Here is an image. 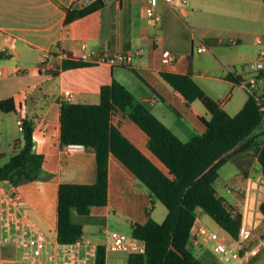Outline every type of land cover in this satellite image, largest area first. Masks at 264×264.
<instances>
[{"label": "crops", "instance_id": "0c3cea01", "mask_svg": "<svg viewBox=\"0 0 264 264\" xmlns=\"http://www.w3.org/2000/svg\"><path fill=\"white\" fill-rule=\"evenodd\" d=\"M228 1L186 0L182 12L167 0H158L160 19L154 20L146 13L147 0H104L102 7L66 22L67 9L87 4L84 0H0V100L12 98L15 105L13 110H0V159L7 156L5 163L23 145L18 119L30 120L33 148L43 157L39 177L33 178L27 169L17 168L0 180V264H26L17 259L20 245L13 239L15 235L18 239L21 235L29 237L30 221L24 214L50 240V264H95V247L105 243V230L124 233L127 226L132 230L134 224L146 222L149 216L157 221L165 218V205L159 200L152 202L147 187L110 153L106 203L93 206L88 214L72 212V219L83 225V244L75 247L58 242L59 184L94 183L97 176L92 151L84 148L69 152L60 144V102L68 99L97 103L101 86L115 80L186 141L205 130L202 118L208 120L211 114L199 99L187 101L161 72L190 71L206 95L235 114L249 96L244 82L252 75V54L243 47L264 40V0ZM231 30L236 33L232 39L227 37ZM82 44L87 50L129 53L142 47L143 51L134 56L131 65L89 63L63 69L62 51L76 57ZM202 44L207 49L198 51ZM166 52L174 56L170 62L163 61ZM50 64L59 66L56 75L46 71ZM229 74L242 82L228 78ZM254 92L264 101V71L259 74ZM111 123L164 168L147 147L148 135L125 111L115 109ZM263 129L264 123L255 133ZM18 132L22 138L12 146ZM217 184L225 188L228 199L218 192ZM215 189L233 214L241 215V224L253 229L251 241L261 248L264 214L259 205L264 200V174L258 154L247 149L232 152L218 169ZM196 229L201 235L206 231L199 215ZM222 229L226 246L227 239L238 250L237 237ZM209 244L188 242V248L197 257L196 253ZM250 248L246 246L242 254L248 256ZM72 254V259H65ZM128 256L120 250L106 251V264H128ZM242 258H238L240 262Z\"/></svg>", "mask_w": 264, "mask_h": 264}, {"label": "trees", "instance_id": "16d2710c", "mask_svg": "<svg viewBox=\"0 0 264 264\" xmlns=\"http://www.w3.org/2000/svg\"><path fill=\"white\" fill-rule=\"evenodd\" d=\"M104 0H91L81 7L67 9L69 22L102 7ZM63 69L89 64L65 50ZM135 73L137 71L132 68ZM60 68L50 64L46 71L56 75ZM138 74V73H137ZM161 76L187 101L199 99L210 112L204 119L206 128L190 139L181 140L162 120L118 81L103 84L97 103L60 102V144L81 142L95 154L97 176L94 183L61 182L57 198V240L71 243L83 234V225L72 219V212L90 213L93 206L107 201L108 157L116 155L138 180L144 184L151 201L159 200L167 208L162 221L149 216L144 223L132 226L131 234L146 241L143 253H130L128 264H202L188 248L191 227L198 208L212 217L233 238L238 236L241 215L233 214L225 199L217 195L215 181L219 167L235 151L252 150L258 154L264 174V129L255 130L264 123L254 92L235 114L227 112L218 102L205 94L192 73L161 72ZM228 78L242 79L233 74ZM15 108L12 98L0 100V110ZM121 109L148 135L147 147L161 161L156 165L123 132L111 123L115 109ZM23 145L0 165V180L17 168L27 169L37 178L42 173V154L33 146L32 124L23 120ZM264 214V200L259 205ZM95 264H106L104 245H97Z\"/></svg>", "mask_w": 264, "mask_h": 264}, {"label": "built area", "instance_id": "2783aa9c", "mask_svg": "<svg viewBox=\"0 0 264 264\" xmlns=\"http://www.w3.org/2000/svg\"><path fill=\"white\" fill-rule=\"evenodd\" d=\"M173 8L177 10L185 11L186 0H167ZM157 3L158 0H147L146 13L149 17L154 20H159L160 15L157 12ZM207 49L205 44L198 46V51H204ZM142 47H136L132 52L121 53V52H110L108 50H87L86 45L82 44V50L78 54L80 60L87 63H107L110 65L121 64V65H131V61L135 55H140L142 53ZM64 55V53L62 52ZM174 59V56L171 53L166 52L163 55L164 62H170ZM250 69L252 70V75L248 77L247 81L244 82V85L247 87L249 92H254V87L259 77V74L264 71V50H261L258 53V57L255 61H252L249 64ZM2 74L1 63H0V75ZM69 93V92H66ZM255 93V92H254ZM255 98L260 105V108H264V101L260 96L255 94ZM17 124L20 130H23V121L22 119L17 120ZM65 149L69 152L82 150L84 149V144L81 142H69L64 145ZM24 216L30 221L29 228V237L25 238L23 235L18 237L15 235L14 240H17L19 243V254L17 259L26 264H50L48 258L52 255V245L48 237H46L44 231L39 228L33 220L27 214ZM198 222V215L195 218V221L191 227V236L189 243L191 245H196L199 242L209 243L210 240L214 241L218 250L226 248V244L223 242V239L216 238V233L214 231H205V234L196 233V226ZM105 251H116L120 250L127 254L130 253H143L146 248V242L144 239L134 236L133 234H125L116 230H105ZM253 236V229L247 224H241L238 236H237V246H238V258L241 257V251L246 247L250 246V242ZM72 246L79 247L83 244V236L77 238L74 242H71ZM210 245V244H209ZM97 247V246H96ZM96 247L95 253L96 254ZM260 246L257 244L251 246L249 249L250 254H255L259 251ZM228 254V250H227ZM67 257V258H66ZM73 254L65 256V259H72ZM76 257V254H75Z\"/></svg>", "mask_w": 264, "mask_h": 264}, {"label": "rangeland", "instance_id": "374dc122", "mask_svg": "<svg viewBox=\"0 0 264 264\" xmlns=\"http://www.w3.org/2000/svg\"><path fill=\"white\" fill-rule=\"evenodd\" d=\"M230 1H232V0H230ZM230 1H228V2L231 3ZM235 35H236V33L234 32V30L227 32L228 38L231 37V39H232L235 37ZM228 44H230L229 40H228ZM235 46H236V44H234L232 47H235ZM243 49H246L247 51L251 52L252 55H250V59L252 61H255L258 57V53L261 50H264V40L260 44H253V45L248 46V47H243ZM255 53H257V56H255ZM16 137L17 138L15 140H13L12 146L16 142H18V139L22 138L21 133L18 132ZM10 151H8L6 155L9 156ZM17 151H14V153ZM1 153H3V152H1ZM5 159H7V156L0 159V165L5 161ZM217 187H218V192L220 194L225 195L226 199H228L225 188L222 187L221 185H218V184H217ZM198 213H199L198 215L201 216V219L203 220V225L205 226V229L207 231H210V230L214 231L216 233L215 237L217 239L218 238L222 239L221 234L225 235V231L222 229V227L220 225H218V223H216V221H214L212 219V217H210V215L205 214L204 211H201V212L198 211ZM122 232H124L126 234H130L132 232V230L130 227L127 226L126 229H124ZM203 233L206 235L205 230H203ZM262 236L264 237V234ZM225 242L227 243L226 248H224L222 250H218L216 244H214V241L210 240V245L202 247L200 253H196L197 258L202 262V264H264V245L259 249L258 254H255V255L249 254L248 256H245L241 252V256L243 258L240 262L238 257H236V256L234 257V255L240 254V253L238 254V250L236 248V245H234V243H232V241L228 242L227 239L225 240ZM255 245L256 244H254V242H252V241L250 242V246H255ZM228 249L230 250V253L227 254Z\"/></svg>", "mask_w": 264, "mask_h": 264}, {"label": "water", "instance_id": "95a60500", "mask_svg": "<svg viewBox=\"0 0 264 264\" xmlns=\"http://www.w3.org/2000/svg\"><path fill=\"white\" fill-rule=\"evenodd\" d=\"M84 2H85V3H88V2H89V0H84Z\"/></svg>", "mask_w": 264, "mask_h": 264}, {"label": "bare ground", "instance_id": "6f19581e", "mask_svg": "<svg viewBox=\"0 0 264 264\" xmlns=\"http://www.w3.org/2000/svg\"><path fill=\"white\" fill-rule=\"evenodd\" d=\"M186 9V8H185ZM180 13H182V12H180ZM64 145V144H63ZM134 235V234H133ZM137 237V236H136ZM146 242V241H145Z\"/></svg>", "mask_w": 264, "mask_h": 264}]
</instances>
